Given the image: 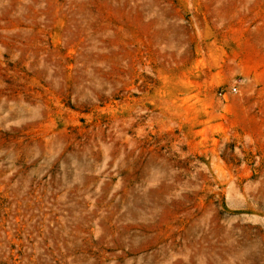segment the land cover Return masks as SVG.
Here are the masks:
<instances>
[{
    "label": "rangeland",
    "instance_id": "1",
    "mask_svg": "<svg viewBox=\"0 0 264 264\" xmlns=\"http://www.w3.org/2000/svg\"><path fill=\"white\" fill-rule=\"evenodd\" d=\"M0 264H264V0H0Z\"/></svg>",
    "mask_w": 264,
    "mask_h": 264
},
{
    "label": "built area",
    "instance_id": "2",
    "mask_svg": "<svg viewBox=\"0 0 264 264\" xmlns=\"http://www.w3.org/2000/svg\"><path fill=\"white\" fill-rule=\"evenodd\" d=\"M231 90H232V91H236V87L233 86V87L231 88Z\"/></svg>",
    "mask_w": 264,
    "mask_h": 264
}]
</instances>
